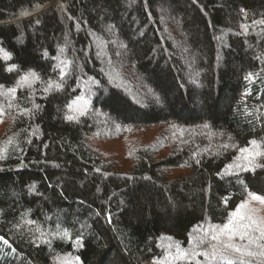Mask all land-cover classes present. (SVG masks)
<instances>
[{
	"label": "trees",
	"instance_id": "16d2710c",
	"mask_svg": "<svg viewBox=\"0 0 264 264\" xmlns=\"http://www.w3.org/2000/svg\"><path fill=\"white\" fill-rule=\"evenodd\" d=\"M0 49V264H189L263 212L264 0H0Z\"/></svg>",
	"mask_w": 264,
	"mask_h": 264
},
{
	"label": "snow or ice",
	"instance_id": "6c2138e0",
	"mask_svg": "<svg viewBox=\"0 0 264 264\" xmlns=\"http://www.w3.org/2000/svg\"><path fill=\"white\" fill-rule=\"evenodd\" d=\"M0 52L3 53L2 59L4 61L11 60L9 53L4 52L2 49H0ZM15 67V65H12L10 68L6 69V71H12ZM29 77H31L32 80L37 78L35 73L29 72L22 76L17 84L22 85L24 82H28ZM63 77L64 73L61 71V79H63ZM0 87L3 86L0 85ZM52 87L53 83L50 81L48 83V88H46L45 91H48V89ZM55 87L59 88L60 85L56 84ZM8 91L14 93L16 89L10 88ZM69 107H71V105H69ZM67 119L72 120L73 117L68 116ZM250 144H252L254 148H258L257 141H250ZM224 147H227V145H224ZM241 152L242 154H245L243 158L246 160V163L244 165H237V167H241L244 171L250 170L253 172H255L257 168L264 167V164L257 163V158L264 157V152L252 151L248 148L241 149ZM249 196L251 200L264 205V195L250 192ZM246 207L247 202L239 205L236 212L230 215L228 223L224 224L222 227L216 226L210 231V233L206 234L210 235L212 241H215V243L211 245V252L204 251L203 253H198L193 250L192 252L185 254L178 249V258L183 259L187 255L189 264H191V260L197 255H203L205 258H211L213 260L219 259L221 261H226V264H234L233 258L226 255V253L236 254L237 259H239V264H248L245 257L264 258V218L256 216L255 209H248L247 212L241 215L240 210L245 209ZM233 217H239V221H235ZM237 238L239 241H247V243H236L235 241ZM77 243H79V241H77ZM253 246H255L256 249H259V251L253 250Z\"/></svg>",
	"mask_w": 264,
	"mask_h": 264
},
{
	"label": "rangeland",
	"instance_id": "374dc122",
	"mask_svg": "<svg viewBox=\"0 0 264 264\" xmlns=\"http://www.w3.org/2000/svg\"><path fill=\"white\" fill-rule=\"evenodd\" d=\"M179 5L181 6V8H182V10H188V8H187V6L182 2V1H179ZM105 29V31H108V28L106 27V28H104ZM131 29V32H132V38L135 36V32H136V27H131L130 28ZM92 42H93V44L95 45L96 44V40H92ZM115 48H116V50H117V46H115ZM177 52H178V54L179 55H181V51H180V47H178L177 46ZM97 51H99L98 52V54H97V57L99 58V59H104L105 58V56H104V54L100 51V49H98V47H97ZM60 52V51H59ZM120 53L118 52V53H116L115 55H114V57L117 59V58H120ZM124 57L127 55V54H122ZM105 60V62L106 63H108V60L105 58L104 59ZM55 64H56V62H55ZM76 69L77 70H80L79 69V66H78V63H76ZM191 71L189 70V69H186V70H184V78L187 80V79H190L191 78ZM83 89V88H82ZM3 96V94H1L0 93V97H2ZM168 99H169V96H168ZM150 101L153 103V104H155V105H157V107H159V108H162L163 110H164V112H166L167 113V104L165 103V104H163V101H161V102H158V101H156V100H154L153 98L152 99H150ZM72 112L73 113H78L79 111H82V108H83V105H73L72 107ZM197 109H199L200 107H196ZM122 116H129V117H131V115H132V111H130V109H128L127 107H124L123 109H122ZM202 114L204 113V111H202L201 112ZM95 117V119H98V116H94ZM98 123L99 124H101V121H99L98 120ZM4 127H5V124H3L1 127H0V131H2L3 129H4ZM151 133H154V132H151ZM149 135H150V133H149ZM147 135H145V137H146ZM105 145V148H106V150H108V151H110V152H116L117 154H119V157L121 156V153H122V150H121V148H120V146L118 145V144H116V143H111V144H104ZM103 146V145H102ZM103 149V148H102ZM230 173H227V175H229ZM263 185H264V182H263ZM249 205H253V203H250V204H248L247 206H249ZM260 207H262V208H264V205H259ZM255 215L256 216H258V217H260V218H264V209H263V212H259V213H255ZM195 238L193 239L194 241H195V243L197 242H200L201 240H202V238L204 237V235H203V231L202 232H199V231H197V232H195V236H194ZM193 240L191 241V243L193 242ZM160 248H164L165 250H170L171 249V247H170V245L168 244V243H161L160 244ZM204 261H206V260H204ZM204 261L203 262H201V264H206V263H204ZM208 261V260H207ZM115 264H117V262L115 263Z\"/></svg>",
	"mask_w": 264,
	"mask_h": 264
}]
</instances>
